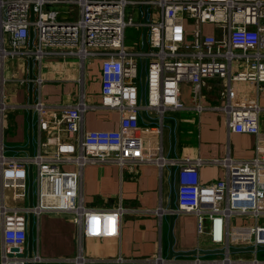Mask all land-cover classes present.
<instances>
[{
  "label": "built area",
  "instance_id": "obj_1",
  "mask_svg": "<svg viewBox=\"0 0 264 264\" xmlns=\"http://www.w3.org/2000/svg\"><path fill=\"white\" fill-rule=\"evenodd\" d=\"M47 4L67 6V16L46 10ZM73 5L76 20L55 19L69 17ZM136 5L139 15L141 8H146L142 23L145 46L141 39L142 50H127L125 28L140 23L131 21L126 8ZM45 55L76 56L82 62L99 59L100 100L88 104L82 99L58 110H51L40 99L32 103L38 116V149L31 156H5L0 140V264L103 261L84 256L82 240L118 238L122 216L135 210L120 203L105 209L85 207L80 194L83 169L91 164H115L136 170L146 163L177 167L173 211L194 214L198 238L205 240L208 249L224 254L206 261L197 255L191 264H261L256 253L264 247L262 107L257 102L235 104L231 85L237 81L264 85V0H0V64L8 56L40 61ZM139 60L144 67L143 104ZM211 78L223 83L220 95L225 103L216 107L224 111L228 130L254 135L255 155L237 159L227 152L210 160L169 158L162 153L159 137L155 139L158 150L152 152L150 142L155 133L150 125H140L141 112L153 114L161 128L165 112L185 108L180 85L187 83L193 100H198L200 88ZM4 83L1 77L0 123L10 107ZM89 108L117 111L118 127L82 131V113ZM194 108L200 112L204 107L197 101ZM204 164L222 167L225 178L202 184L199 167ZM29 165L35 171L37 187V202L32 206L22 203ZM42 212L72 215L79 234L74 256L26 254L27 214ZM233 217L239 221L232 223ZM235 248L250 249L233 251ZM232 253L238 257L232 258ZM109 262L164 264L165 260L155 254L140 259L118 256Z\"/></svg>",
  "mask_w": 264,
  "mask_h": 264
},
{
  "label": "crops",
  "instance_id": "obj_2",
  "mask_svg": "<svg viewBox=\"0 0 264 264\" xmlns=\"http://www.w3.org/2000/svg\"><path fill=\"white\" fill-rule=\"evenodd\" d=\"M141 10L138 21L143 27L144 7ZM8 57L3 65L0 64V80L1 77L5 79L4 91L6 101L10 105L0 123V139L5 156L29 155L20 148L28 147L30 120L32 154L37 151L38 116L30 105L38 99L53 108L51 110L78 104L82 99L88 104L99 103L101 87L99 59L82 62L76 56L63 59L60 56L45 55L40 61L33 60L32 103L29 104V58ZM39 78L42 80L40 84L37 82ZM213 79L207 80L200 88L198 100H193L187 83L180 85L179 96L185 108L170 110L168 112L172 115L165 116V119L174 121L173 155H171L169 123L164 121L160 128L158 122L152 121L155 120L151 116L153 114L141 112L140 125L147 126L142 124L147 122L155 133L150 142L152 152L158 150L155 139L159 137L162 153L169 158L183 160L200 157L210 160L223 157L227 152L237 159L251 158L255 155L257 145L254 135L228 130L224 111L216 107L225 103V99L220 95L223 83L218 78ZM231 86V97L235 104L257 102L262 107L259 116V140L264 143V85L237 81ZM185 92H187L186 97ZM197 101L204 107L200 112L194 108ZM118 125L119 113L115 110L89 108L82 113V131L110 130L116 129ZM172 168L174 169L173 193ZM65 169H72V166H65ZM176 171V166L160 168L152 163L142 164L136 170H130L128 167L120 169L115 164H91L84 167L80 194L85 207L105 209L120 203L135 211L127 212L122 216L118 238H84L83 255L103 260L96 264H112L109 260L118 256L140 259L158 254L165 260L164 264H191V260L197 255L201 258L204 255L201 251L208 250V245L196 234L195 215L173 211L176 208ZM199 175L202 184L225 178L224 169L214 164L200 166ZM34 183L36 185L35 173L32 204L37 202V187L34 193ZM26 202L29 204L28 183L27 195L22 203L26 204ZM172 202L173 208H171ZM30 219L27 214V237L30 229L33 254L42 257H63L74 256L77 253L78 226L71 214L42 212L39 215L31 214ZM170 244L174 252L196 251V253L169 259ZM26 247L27 239L25 251ZM260 261L264 264V260Z\"/></svg>",
  "mask_w": 264,
  "mask_h": 264
},
{
  "label": "water",
  "instance_id": "obj_3",
  "mask_svg": "<svg viewBox=\"0 0 264 264\" xmlns=\"http://www.w3.org/2000/svg\"><path fill=\"white\" fill-rule=\"evenodd\" d=\"M45 9L48 11H57L58 16H67V6H56V5H50L47 4L45 6ZM126 13L129 16L130 19L133 23L138 22V15H139V7L136 6H128L126 8ZM31 18H33V13H31ZM146 18V8L144 7V20ZM32 39H33V30L30 29L29 33V45L30 47L32 46ZM142 45L143 47L145 46V40H146V33L145 30L143 31L142 34ZM28 64H29V104L32 103V65H33V60L31 58L28 59ZM141 102L142 104L144 103V96H145V86H144V67L142 64V78H141ZM30 114H31V109H30ZM156 121V120H152ZM166 123H169L170 129H171V155H173V141H174V135H173V128H174V121L172 119H165L164 120ZM29 144L28 147L25 148H20L24 151H27L28 154L31 156L32 155V139H31V120L29 121ZM11 149H17V148H11ZM171 184H172V193H173V180H174V169H171ZM32 195H33V173H32V166H28V196H29V206H32ZM171 208H173V202L171 203ZM31 218V213L29 214V220ZM250 248H235L233 251H242V250H248ZM259 249H264V247H260ZM204 254H211V253H219L221 250H202L201 251ZM196 251H191V252H174L172 250V245L170 244L169 246V259H173L175 256H181V255H192L195 254ZM26 254L28 256L32 255V236H31V231L29 229L28 237H27V247H26ZM31 264V263H29ZM170 264V263H169Z\"/></svg>",
  "mask_w": 264,
  "mask_h": 264
},
{
  "label": "rangeland",
  "instance_id": "obj_4",
  "mask_svg": "<svg viewBox=\"0 0 264 264\" xmlns=\"http://www.w3.org/2000/svg\"><path fill=\"white\" fill-rule=\"evenodd\" d=\"M71 9H72V11H71V14H70L69 17L62 19V18H58V17L55 16V19L57 21L63 20V21H66V22H73L74 20H76V17H75L76 7L73 5V6H71ZM151 11H152V9H151ZM142 20H143V17H142ZM189 22L191 23V20H189ZM142 34H143V27L137 26V25H129V26H127L125 28V31H124V47L127 50H142V45H141ZM141 66H142V61L139 60V82H141V78H142ZM211 79H213V78H211ZM213 80H217V79H213ZM184 96L185 97L187 96V92L184 93ZM170 115H172L171 112H168V111L165 112V116L166 117L170 116ZM142 124L148 125L147 122H144V123L142 122ZM2 136H3V132H2ZM42 136H43L42 139L44 140L45 139V133L44 132H42ZM6 152L10 153V151H6ZM34 173H35V171L33 170V174ZM35 188H36V185L34 183V193H35ZM26 204H28V202H26ZM123 207L126 208L127 206L123 205ZM238 219L239 218H237V217H233L231 222L232 223H237L239 221ZM221 256H224V254L223 253H211V254H204L203 256H201V258L202 259H207V260H212L214 258L221 257ZM242 256H246V254H244ZM231 257L232 258L238 257V254L232 253ZM256 257H257L258 260H264V249L257 250Z\"/></svg>",
  "mask_w": 264,
  "mask_h": 264
}]
</instances>
